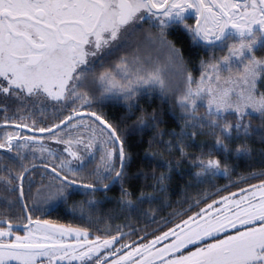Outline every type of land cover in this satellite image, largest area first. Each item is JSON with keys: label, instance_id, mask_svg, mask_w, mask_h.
I'll use <instances>...</instances> for the list:
<instances>
[{"label": "snow or ice", "instance_id": "6c2138e0", "mask_svg": "<svg viewBox=\"0 0 264 264\" xmlns=\"http://www.w3.org/2000/svg\"><path fill=\"white\" fill-rule=\"evenodd\" d=\"M0 264H264V0H0Z\"/></svg>", "mask_w": 264, "mask_h": 264}, {"label": "trees", "instance_id": "16d2710c", "mask_svg": "<svg viewBox=\"0 0 264 264\" xmlns=\"http://www.w3.org/2000/svg\"><path fill=\"white\" fill-rule=\"evenodd\" d=\"M172 39H174L176 41V43L180 46L183 47L184 51H185V55L187 57H190L193 61L194 64H196L197 67H199L197 61L199 60L200 56H208L210 55V51L207 50L203 45H200L199 47H197L196 45L193 44V42L191 41V39L184 33H175L173 35H171ZM217 54H219V52L217 51ZM258 54H260L258 52ZM198 75V73H197ZM142 103H145V101H142ZM147 103H151V101H148ZM161 103L160 99L157 97L155 98V103L152 104L153 107L159 105ZM105 111L108 112L109 114H115V115H119L122 113V109L118 106V105H114L113 102L110 103H106L105 104ZM126 110V109H124ZM199 140H206L207 142L211 143V139L208 137H199ZM198 150V149H197ZM185 172H189L191 171L190 169H188L187 167L184 168ZM185 179H187V176H185ZM254 182V181H253ZM178 184L182 185L183 181H178ZM227 183V180L225 178H223L222 176H218L216 178H207L206 181L199 185L198 188H211L213 184H215L217 187H219L220 185H225ZM197 187H194L193 190L189 193V195H195V192L198 190ZM173 190H177V184L173 185ZM230 191L233 189H229ZM223 194V193H221ZM176 197L174 196L173 199H175ZM77 199H79V197H77ZM55 210V209H54ZM53 210L51 216L49 217L52 220L58 221L60 223H80V221L76 220L73 218L72 215H69L67 213L64 212H58L55 213Z\"/></svg>", "mask_w": 264, "mask_h": 264}, {"label": "flooded vegetation", "instance_id": "af4514ba", "mask_svg": "<svg viewBox=\"0 0 264 264\" xmlns=\"http://www.w3.org/2000/svg\"><path fill=\"white\" fill-rule=\"evenodd\" d=\"M189 22L190 23H194V19L193 20H190ZM181 32L184 33V34H186L190 38V35L185 30H183L182 28L180 30H177V31L172 32L171 35H173L175 33H181ZM201 45H203V44H201ZM54 212L55 213L64 212V213H67V214L71 215L69 212H67V210H64V209L54 210ZM142 223H146V221H142ZM152 227H155V225H152Z\"/></svg>", "mask_w": 264, "mask_h": 264}, {"label": "rangeland", "instance_id": "374dc122", "mask_svg": "<svg viewBox=\"0 0 264 264\" xmlns=\"http://www.w3.org/2000/svg\"><path fill=\"white\" fill-rule=\"evenodd\" d=\"M217 51L219 52V49H217Z\"/></svg>", "mask_w": 264, "mask_h": 264}]
</instances>
